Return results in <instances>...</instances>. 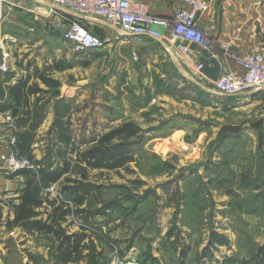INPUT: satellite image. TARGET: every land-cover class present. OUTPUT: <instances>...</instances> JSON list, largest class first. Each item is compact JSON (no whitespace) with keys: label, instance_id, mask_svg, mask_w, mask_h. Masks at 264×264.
Masks as SVG:
<instances>
[{"label":"rangeland","instance_id":"obj_1","mask_svg":"<svg viewBox=\"0 0 264 264\" xmlns=\"http://www.w3.org/2000/svg\"><path fill=\"white\" fill-rule=\"evenodd\" d=\"M35 33L44 36L39 29ZM49 35L33 46L60 50L53 62L64 68L54 74L42 71L57 84H46L37 75L29 83L35 87L29 123L38 112L43 114L30 158L33 165L46 157L53 143L50 128L61 116L70 121L80 150L124 122L137 124L143 139L127 167L88 170V180L102 185V195L80 208L96 210L114 201L117 205L106 207L87 226L68 214L63 223L68 233L84 232V243L95 245L98 264H199L204 253L217 252L216 233L231 244V249H223L221 264H264V229L251 223L260 221L264 211V119L238 101L217 100L193 64L178 59L177 68L156 42L149 47L157 55L141 57L138 42L109 44L102 35L101 48L78 55L59 33L50 30ZM223 44L226 49L214 51L229 62L237 58L225 52L242 58L250 54ZM33 57L29 52L18 61L24 64L27 59L31 66ZM45 60L52 62L51 56ZM0 65H6L2 58ZM5 75L0 73V91L14 72ZM25 112L21 107L19 115ZM18 130L16 119L0 120V223L7 226L4 215L15 212L20 202L15 189L24 178H5L12 171L2 157ZM77 177L81 174L76 169L66 173L56 184L58 191ZM45 217L47 213L39 216ZM37 234L29 237L35 248L25 252L29 264H50L55 244L50 236ZM75 264L90 263L82 259Z\"/></svg>","mask_w":264,"mask_h":264},{"label":"crops","instance_id":"obj_2","mask_svg":"<svg viewBox=\"0 0 264 264\" xmlns=\"http://www.w3.org/2000/svg\"><path fill=\"white\" fill-rule=\"evenodd\" d=\"M208 1L210 2V8L208 11L200 15L199 25L214 41L215 49L217 48L218 51H220L223 42H228L232 50L237 53L247 54L250 52V54H252L260 51L264 52V0ZM137 3L141 4L151 14L168 18L173 17L175 11L182 5L181 0H137ZM49 6L50 4L45 0H8L6 3L4 17L2 20V31L0 33V58H2V61H6V65L4 67L0 65V73L3 78L6 76L5 72H14V75H12L11 80H5L2 84L5 91H0V107L8 103L11 104L14 101V98L10 94V89L16 88L20 83H24V87L22 88L27 93V90L30 87L29 83L34 80L36 75L38 76L39 73L42 74V71L44 73L54 74L55 71L59 70L53 67L55 63L53 60H55L56 54L60 58V50L55 51L54 49L41 47L37 48L36 46H33L43 40L44 36L50 37L49 31L51 29L48 27L46 19V11ZM82 22L88 25L94 32L101 33L105 36L109 44L116 42V44L134 45L138 42L141 49L143 48L141 57L157 55V53L155 54L156 51L154 47H149L151 43L156 42L161 46V53L164 55H170L177 68L181 69L180 62L177 61L178 59H183V61H186L187 63L190 62L191 65L190 63L188 64L191 67L195 65L187 57L181 56L178 53H167L161 42H157L147 37L139 38L136 36L125 35L119 28L111 27L110 25L99 21L93 22L85 19ZM38 29L42 31L44 36L39 33H35ZM59 38H62L61 35ZM141 40H147V42H144L141 45ZM68 44L73 50L71 43L68 42ZM197 48L200 54L199 59L202 56L210 57L209 52L201 49L200 47ZM94 51L95 50L92 49L78 55L91 54ZM29 52H31V57L32 54L35 56L30 60L31 66L27 65L29 63L27 59H25L24 64L21 61H18V57L28 54ZM74 53L77 54L75 51ZM40 56H42L43 59H39ZM49 56H51L53 63L51 60V63L45 60ZM217 57L223 62L225 69L231 65L233 71L242 72L240 66L225 60L219 54H217ZM34 58L37 59V63H35ZM46 69L49 70L47 71ZM202 76L207 83L210 82L205 75L202 74ZM211 93L214 94L213 96L217 100H223L227 103H230L229 101L231 100L238 101L241 105H245V108L253 115L256 114L260 119H264V89L250 90L234 97L213 92ZM23 97H29L30 99L31 95L27 94V96L25 95ZM51 116L52 115H50V117ZM18 117V115L14 116L11 110L2 111L0 108V120L13 118L17 119ZM52 133L53 135L55 134L54 131ZM10 149L11 148H9V150ZM1 164L2 162L0 160V168L2 167ZM22 177L23 176H16L14 178H9L8 176H5V178L12 180ZM23 182L24 179H21L20 185L15 189L17 190V196H19L18 190L23 187ZM46 196H48L50 200L55 198L54 194H50L47 191ZM39 209L44 210L42 212ZM39 209L38 211L42 214L47 213L51 207L47 202H45L44 206ZM4 216V218L9 220V222L13 221L15 218V212L11 210ZM260 216V221L251 223L258 225L261 224L264 229V211ZM33 234H37V232L28 231L20 225H13L10 227L9 225L7 226L4 223H0V264H29L30 261L25 252L31 251L35 248L34 245H31L32 241L29 239V237ZM10 244H12L15 250L13 254H11L12 252L10 251ZM233 245L234 248H236V243H233ZM217 246V252H215V250H211L208 254L204 253L199 261V264H221L223 260L220 259V257L224 253L223 249H231V244H217ZM50 264H52V261H50Z\"/></svg>","mask_w":264,"mask_h":264},{"label":"trees","instance_id":"obj_3","mask_svg":"<svg viewBox=\"0 0 264 264\" xmlns=\"http://www.w3.org/2000/svg\"><path fill=\"white\" fill-rule=\"evenodd\" d=\"M97 34L102 37L101 33ZM53 67L59 70L64 68L60 62H55ZM38 76L46 84H57L43 73H39ZM22 87H24V83L10 89L14 101L11 104L2 105L0 108L2 111L11 110L14 116H19L16 119L19 129L16 138L17 148L21 154L31 158L33 146L38 142L36 132L43 120V114L38 112L34 115L33 121L29 123L28 118L32 116L31 102L29 97L23 96L34 93L35 87H29L27 93ZM21 107H26V112L23 115H19ZM61 117L56 118L50 128L48 136L53 143L51 146L49 145L46 157L37 161V167L22 168L7 175L9 178L24 177L23 187L18 190L20 202L14 205L15 218L9 222V226L20 225L28 231L50 236L55 244L52 264L77 263L82 259H87L90 264H98L95 261V255H97L95 245L91 247L84 243L86 238L84 232L68 233L63 223L67 215L73 213L87 226L93 222L96 214L105 213L106 207L111 208L113 204L117 205V202L114 201L106 204L105 208L96 210L80 208L92 198L99 199L102 195V185L88 180V170L110 171L127 167L129 163L135 161L136 144L143 142V139L140 140V128L137 124L124 122L102 135L94 146L80 150L73 139L70 121H65ZM52 130L55 132L53 138ZM138 139L140 141H137ZM57 146L58 149H56ZM74 169L80 172L81 177L68 179L73 183L61 187L59 195L63 199H59L60 201L56 198L50 200L46 196L45 189L57 184L66 173ZM129 198L134 197L130 196ZM45 202L50 205L51 209L47 211L46 218H39L41 212L38 209L43 207ZM69 202H72L74 209L69 207ZM102 202L104 201L102 200ZM214 239L219 245L228 244L227 239L221 234L216 233ZM85 250H89V252L85 254Z\"/></svg>","mask_w":264,"mask_h":264},{"label":"built area","instance_id":"obj_4","mask_svg":"<svg viewBox=\"0 0 264 264\" xmlns=\"http://www.w3.org/2000/svg\"><path fill=\"white\" fill-rule=\"evenodd\" d=\"M50 4L46 11L48 27L60 33L62 39L71 43L76 53L82 54L103 46L104 40L82 21L102 22L119 28L125 35L150 38L161 42L167 53H178L187 57L201 73L202 64L198 48L217 56L214 41L200 27V15L210 8L208 0H181L182 5L173 17H163L149 13L137 0H45ZM8 0H0V33L4 9ZM221 49H226L224 44ZM233 62L242 72H235L231 65L223 71L217 81L209 82L211 92L238 96L250 90L264 89V52L252 53ZM202 74V73H201ZM16 137L12 138L11 149L4 155L3 164L7 170L17 171L33 165L30 157L23 155L17 148ZM46 191L59 195L57 185L53 184ZM73 206L72 202H69Z\"/></svg>","mask_w":264,"mask_h":264},{"label":"water","instance_id":"obj_5","mask_svg":"<svg viewBox=\"0 0 264 264\" xmlns=\"http://www.w3.org/2000/svg\"><path fill=\"white\" fill-rule=\"evenodd\" d=\"M200 62L202 64L201 73L211 82L217 81L224 68L223 62L217 56H202Z\"/></svg>","mask_w":264,"mask_h":264}]
</instances>
